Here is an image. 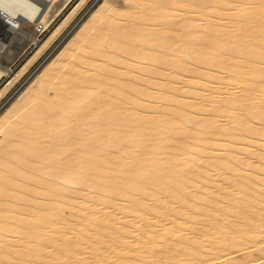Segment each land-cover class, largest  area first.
Instances as JSON below:
<instances>
[{
    "label": "bare ground",
    "instance_id": "6f19581e",
    "mask_svg": "<svg viewBox=\"0 0 264 264\" xmlns=\"http://www.w3.org/2000/svg\"><path fill=\"white\" fill-rule=\"evenodd\" d=\"M63 1L0 0V99ZM79 28L0 108V264H264V0H103Z\"/></svg>",
    "mask_w": 264,
    "mask_h": 264
},
{
    "label": "rangeland",
    "instance_id": "374dc122",
    "mask_svg": "<svg viewBox=\"0 0 264 264\" xmlns=\"http://www.w3.org/2000/svg\"><path fill=\"white\" fill-rule=\"evenodd\" d=\"M82 1L83 0H80V1L79 0H65V1H63L61 8L55 14V16L52 18V20L50 21V23L48 24L46 29H44L43 31H41L37 34V37H36L37 43L33 44V45L29 44L28 46H26L23 49V51L21 52V54L19 55V57H17L11 63L10 68H9L10 70L8 69L9 70L8 75L14 73L15 70H18L17 68H19L22 65V63H24L32 55V53H34L33 50L37 49L38 46L55 29H58L57 34L52 38V40H50L48 45L45 47L46 49L44 48L41 51V53H39L35 57V59L32 61V63L25 70L24 74H21V76L18 78V80L8 89V91L0 99V108L2 107V105L7 103L11 98L15 97L16 93L18 94L20 91H22L28 85V83L30 81H32V79H34V77L42 70L44 65H46V63L48 61H50V59L53 58V56H55L57 53H59L61 51V48L64 47V44L66 45L74 37V35H75L74 32H77L78 29H80L79 27H81L89 19L91 13H93L95 11V9L98 8V5H100L101 2H103V0H84L83 2ZM79 2H80V4H79ZM79 5H81V6H79ZM71 12L73 14H71ZM66 16H67V19H66ZM60 22L62 23V25ZM55 25L56 26L61 25V26L59 28V26L56 27ZM10 46L14 47V49L16 50V48H17V46H19V44L11 43ZM49 52H50V54H49ZM39 61H42V62H39ZM7 78H8L7 76H3L2 78H0V88L6 82ZM239 252L237 251L234 254L232 253L231 254L232 257H233V255H234V257L237 255V258L235 257V259H240L241 258L240 255H242V253H241V251H239ZM256 256H257V254H256ZM119 262L120 263L122 262V264H130V263L136 264V262H130V261H118L116 264H120ZM150 262H148V264H150Z\"/></svg>",
    "mask_w": 264,
    "mask_h": 264
}]
</instances>
